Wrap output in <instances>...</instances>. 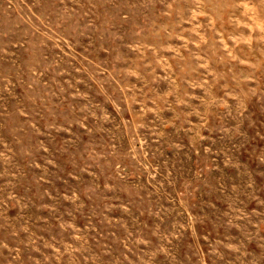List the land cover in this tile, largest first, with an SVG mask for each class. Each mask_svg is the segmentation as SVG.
Wrapping results in <instances>:
<instances>
[{
  "label": "rangeland",
  "instance_id": "374dc122",
  "mask_svg": "<svg viewBox=\"0 0 264 264\" xmlns=\"http://www.w3.org/2000/svg\"><path fill=\"white\" fill-rule=\"evenodd\" d=\"M0 264H264V0H0Z\"/></svg>",
  "mask_w": 264,
  "mask_h": 264
}]
</instances>
